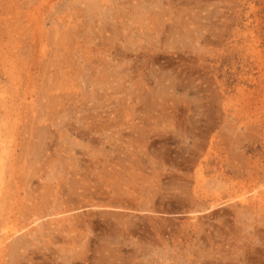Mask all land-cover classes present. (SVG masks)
Wrapping results in <instances>:
<instances>
[{
	"label": "rangeland",
	"instance_id": "1",
	"mask_svg": "<svg viewBox=\"0 0 264 264\" xmlns=\"http://www.w3.org/2000/svg\"><path fill=\"white\" fill-rule=\"evenodd\" d=\"M1 155L0 264H264V0H0Z\"/></svg>",
	"mask_w": 264,
	"mask_h": 264
},
{
	"label": "bare ground",
	"instance_id": "2",
	"mask_svg": "<svg viewBox=\"0 0 264 264\" xmlns=\"http://www.w3.org/2000/svg\"><path fill=\"white\" fill-rule=\"evenodd\" d=\"M93 2H94V0H93ZM4 153V152H3ZM3 156H4V154H2ZM0 156V157H3V156ZM198 162V164H199V166L200 167H197V169H195L196 170V172H195V174L197 175V176H200L201 177V172H200V170H201V166H202V164H200V163H202V161L201 160H199L198 158L196 159ZM9 166V169H10V171L9 170H7V171H9V172H11V170L13 169L12 168V166H15L16 165V163H10V164H7V162H5V160H4V158H0V179L2 178V176H3V173H5L4 171H6L5 169V167L6 166ZM262 170L261 171H259V170H256L257 168H254V169H251V170H249L248 172H245V171H241V170H236L235 172H234V174H236V175H238V176H241V177H243L245 180L244 181H242L241 182V184H240V189H241V192L242 193H240V195H239V202L241 203V205L242 204H246V203H249L250 202V200L251 199H248V197L246 196V192H247V188L248 187H250V186H255L256 184H260V186H264V167H260ZM15 170V169H14ZM22 170V169H21ZM15 171H17V170H15ZM14 171V172H15ZM245 172V173H244ZM12 173V172H11ZM20 173H22L23 174V172L22 171H20L19 170V174ZM261 174V175H260ZM219 175H220V177H226L227 176V174H226V171H225V169L224 168H222V166H220V173H219ZM202 180V178H200V180L195 176V182L197 183H199L200 181ZM1 181V180H0ZM199 185V184H198ZM78 194H77V203L79 204L80 202H79V199L80 200H84V202H85V205H88L89 207H101V206H106V205H108V204H111L112 203V201H107V202H103V201H100V200H98L97 198H99V196L98 195H100L101 196V193L99 192V191H97L96 189H93L92 191H90V190H87L86 188H84L83 190H81V192H77ZM196 194V193H195ZM43 195V194H42ZM198 196H197V198L199 199V200H202L204 197H205V193H201V194H197ZM259 197H258V199H259V201L258 202H262L261 203V205L262 206H264V202H263V200H264V197H262V195H258ZM6 197V196H5ZM79 197H81V198H79ZM87 197V198H86ZM97 200H96V199ZM95 199V200H94ZM126 201L127 200H118L117 202H114L116 205H118V206H121V207H126L127 206V204H126ZM249 201V202H248ZM3 202H5V200H4V195H0V211H1V209H2V205H3ZM223 202H226V201H223ZM62 204H63V206H62V212H67V211H69L66 207H67V203H68V201H65V200H63L62 199V202H61ZM103 203H105V204H103ZM217 204H222V202H219V203H213V204H207L208 205V209L210 210L213 206L215 207ZM206 205V204H205ZM204 205V206H205ZM112 206V205H111ZM190 206H193L194 208L193 209H191V210H188V212L189 213H194V212H196V211H198V213L200 212V211H202V210H205V207L204 208H202L201 210H200V208H201V205L200 204H191ZM199 207V210H198V208H196V207ZM113 208V207H112ZM60 212V211H59ZM80 214H82V213H78V212H76V214H74V215H70V216H67V217H61L59 220H64V219H71V218H73V217H79L80 216ZM145 216V215H144ZM193 216H195L196 217V215H193ZM147 217V216H146ZM75 218V219H76ZM197 218V217H196ZM38 218H35V219H33V221H31V223L32 224H34V225H37V220ZM84 222H85V220H83ZM87 223H89V222H87ZM83 226V225H85V223H82V222H78V221H76L75 222V227H77V226ZM23 227L21 226V228H14V227H10V226H8V227H6L5 226V223H3V221H0V245L2 244V243H4L7 239H9V238H11V237H13V236H16L15 237V239L13 240V242H12V244H10V246H9V251H10V254L12 255V259H15V261H16V257L19 255V250L20 249H24L25 247H27V245H26V242H28V240L29 239H27V238H23L25 235H27L29 232H30V230L31 229H29V230H27V231H23L21 234L19 233L20 232V230L22 229ZM5 230V231H4ZM2 231H4V232H2ZM159 231V230H158ZM158 231H156V232H158ZM3 233H5V234H3ZM18 234H20V235H18ZM7 247V244H5L4 246H2V247H0V250L3 252V251H5V248ZM25 250V249H24ZM14 262V261H13Z\"/></svg>",
	"mask_w": 264,
	"mask_h": 264
}]
</instances>
